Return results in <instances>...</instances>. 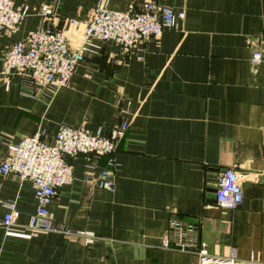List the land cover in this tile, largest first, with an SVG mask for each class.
<instances>
[{
  "label": "crops",
  "instance_id": "0c3cea01",
  "mask_svg": "<svg viewBox=\"0 0 264 264\" xmlns=\"http://www.w3.org/2000/svg\"><path fill=\"white\" fill-rule=\"evenodd\" d=\"M10 1L28 15L0 31V165L9 146L37 132L51 141L61 125L88 134L127 128L114 155L113 192L94 185L104 158L72 161V181L47 208L61 232L28 230L33 186L0 174V219L15 205V227H0V264H198L195 253L163 247L171 220L193 225L211 255L264 264V0ZM97 2L114 12L154 2L184 17L124 55L67 25L84 24ZM43 7L52 8L69 49L83 54L50 101L22 77L1 75L4 52L39 28ZM225 169L241 185L234 210L218 207L205 188L208 171Z\"/></svg>",
  "mask_w": 264,
  "mask_h": 264
},
{
  "label": "built area",
  "instance_id": "2783aa9c",
  "mask_svg": "<svg viewBox=\"0 0 264 264\" xmlns=\"http://www.w3.org/2000/svg\"><path fill=\"white\" fill-rule=\"evenodd\" d=\"M27 15L26 6L0 0V31L14 30ZM38 15L41 18L39 28L31 32L27 40L12 44L4 52L1 75L7 80L13 76L22 77L26 87L50 101L61 88L67 86L76 68L83 62V54L70 50L64 33L54 28L51 7L41 8ZM183 17V12L176 13L154 2L144 4L138 12H114L102 2H97L84 24L70 20L67 25L77 29L83 26L86 40L95 38L102 42H114L122 54L133 55L139 46L157 40L165 31L174 30L176 21ZM136 58L141 59V56L136 55ZM261 60L260 52H253L252 61L258 63ZM126 128L127 125L122 123L109 131L99 127L93 134H88L83 129L61 125L51 141L37 132L8 147L9 154L0 165V174L12 175L21 183L30 182L34 189L36 210L28 230L62 231L60 226L49 220L47 208L56 199L59 189L72 181V161L79 156L104 158V168L94 185L101 190L114 191V171L118 167L114 155ZM205 188L215 192V204L222 209L234 210L241 203V185L233 169L208 171ZM4 207L6 213L0 219V227L9 230L15 227V205L8 203ZM162 245L179 252L197 254L198 264H259L253 259L238 260L233 254L227 257L211 255L205 245L198 242L195 227L177 220L169 222L162 236Z\"/></svg>",
  "mask_w": 264,
  "mask_h": 264
},
{
  "label": "water",
  "instance_id": "95a60500",
  "mask_svg": "<svg viewBox=\"0 0 264 264\" xmlns=\"http://www.w3.org/2000/svg\"><path fill=\"white\" fill-rule=\"evenodd\" d=\"M208 191L213 195V198H214V193L215 192L213 190H210V189Z\"/></svg>",
  "mask_w": 264,
  "mask_h": 264
}]
</instances>
